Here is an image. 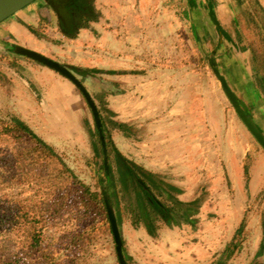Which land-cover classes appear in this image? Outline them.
<instances>
[{
	"label": "rangeland",
	"instance_id": "374dc122",
	"mask_svg": "<svg viewBox=\"0 0 264 264\" xmlns=\"http://www.w3.org/2000/svg\"><path fill=\"white\" fill-rule=\"evenodd\" d=\"M159 1L160 10L174 13L172 23L182 29H176L173 40L158 31L154 11L142 12L150 27L134 36L140 51L135 55L130 45L127 57L122 55L124 34L106 28L102 0L93 2L96 17L71 37L61 34V24L45 0L15 15L23 23L17 25L12 17L0 24V202H6L0 211L11 200L27 203L28 210L40 207L39 202L47 209L52 197L66 195L61 199L64 207L59 214L49 213L54 219L41 234L49 258L56 264H119L109 225L89 241L78 237L95 219L80 203L85 201L80 187L95 193L103 176L95 170L94 156L104 157L92 110L68 80L19 51L28 50L62 66L86 92L100 123L106 172L116 176L127 166L140 178L137 186L118 185L113 218L125 264H216L230 244L225 264H264V150L239 120L219 82L224 80L264 136L263 95L249 49L261 46L264 0ZM183 11L191 20L180 18ZM134 13H139L138 6L126 17L131 23L142 19ZM215 23L222 29L213 37ZM195 24L207 29L205 45L206 37L197 33ZM11 25L19 30L17 38L3 29ZM86 27L92 29L84 36L78 33ZM217 36L228 46L219 45ZM232 48L238 54L237 76L227 63ZM169 52L172 56L166 58ZM72 68L95 74L83 79ZM168 70L169 77L156 73ZM11 120L24 123L52 149L61 163L52 160L47 170L55 172L63 164L75 179L73 185L59 180L53 190L18 178V171L20 177L33 171L22 167L13 147L28 150L31 144L2 132ZM148 179L158 190L148 192L143 183ZM135 194L143 204L136 208L139 213L147 212L146 201L172 210L170 216H153V237L133 225L138 217L129 204ZM10 219L12 223L0 226L4 253L15 264H32L24 248L29 226L14 214Z\"/></svg>",
	"mask_w": 264,
	"mask_h": 264
},
{
	"label": "trees",
	"instance_id": "16d2710c",
	"mask_svg": "<svg viewBox=\"0 0 264 264\" xmlns=\"http://www.w3.org/2000/svg\"><path fill=\"white\" fill-rule=\"evenodd\" d=\"M82 16H84L85 20L82 19L79 28L85 26L86 22H88L92 18L87 13H83ZM261 26L262 28H260V32L258 33V35H260L261 37V46L256 49L254 48V46H252L249 49L252 56L251 61L257 68V83L261 89L264 103V19L261 20ZM71 70L83 79L91 78L95 74L90 70H78L77 68H72ZM82 73L85 74V76H82ZM2 132L6 134L13 133L15 135L16 141H19L20 144H24V141L31 144L28 150H26L25 148H15L17 147V145L13 147V152L16 154L17 159L19 158L21 160L22 167L30 166L31 170L33 171H30L29 177H20V172L18 171L17 175L19 179L28 178L30 182L34 183V185L37 187L48 184L49 189L53 190H55L54 187H56V183H58L59 180L60 182L65 180L70 182L72 185L74 184L75 179L73 178L71 173L63 166V164H59L61 167L55 172L47 170L46 165L52 160H56L59 163L61 162L52 152V149L49 148L44 142L39 140L26 127L24 123L18 120H11L10 122H8V124H5ZM102 162L103 159L101 155L99 156L97 153V155L94 156V164L96 167L95 170H102L103 172L102 178H98L97 192L90 193L88 188H85L83 186L80 187V190L82 192L80 196L85 199V201H80L82 207L84 206V209H86L87 211L90 210V213H93L95 215V219L90 222L89 226H86L84 232L78 235V237H80L81 240L84 241L91 240L93 237L92 235H95V233L97 231H100L101 229H106L108 225L110 228V219L115 217V206L117 205V200L119 202L118 185H125L128 182L129 184L133 183L136 185L137 180L140 179L139 176L127 166H124L125 168L122 169L121 172L117 173L116 176H112L111 173L103 171ZM118 162H120L119 165H123V162L119 157ZM3 165L6 166V162ZM143 183L146 184L145 186H148V192L149 190H158L156 185H154L149 179L148 181H143ZM39 194V190L36 191V196ZM57 196H54L50 199L47 209L43 207V203L39 202L40 207L36 206L31 210H28L27 203L24 205V202H22L21 205L18 202L11 200L10 202H7V205L9 207L3 206L2 210L0 211V226H2L3 224H6L7 226V223H12L10 221L11 214L17 216L18 219H25V223L23 222V224H26L25 226H29V229H26V237H28L29 241L25 243L24 248H27L26 251H28L31 255L30 263L32 264H43V262L56 264L54 263V260L52 258H49L48 252L43 249V237L41 234L45 229L46 223H49L54 219L52 214L49 213L54 212L56 214H59L60 210L65 205L61 199L66 198L67 196H62V194ZM40 199L41 201H43L42 198ZM139 199L140 197L135 194L133 202L129 204L133 208L132 212L137 213L136 216L138 217L136 218V220H134L133 225L136 227H143L146 232L153 237L155 231V219H153V216H157L159 214L170 216L172 210L168 208L162 211L156 208V206L151 202H145L144 200H142L145 202L144 204L146 206L145 209L147 208V212L141 210V212L139 213L138 209L136 210V208L141 206L142 204L140 201L141 199ZM60 200L61 202L59 203ZM25 202H27V200H25ZM2 204H6V202H0V205ZM71 205L75 207L76 202L71 203ZM18 226L22 229L21 225ZM231 246L232 244H230V246H228L227 249L220 255L219 261L216 264H225L226 259L229 258L226 257V254L228 253ZM4 251H6V247L2 243H0V264H15L14 259L9 254L5 255ZM229 253L230 254L228 256L231 255V252Z\"/></svg>",
	"mask_w": 264,
	"mask_h": 264
},
{
	"label": "crops",
	"instance_id": "0c3cea01",
	"mask_svg": "<svg viewBox=\"0 0 264 264\" xmlns=\"http://www.w3.org/2000/svg\"><path fill=\"white\" fill-rule=\"evenodd\" d=\"M187 1H191V0H187ZM93 2L96 3V4L98 3V2H96V0H94ZM93 2H91L89 4L90 9L92 11H93V8H94L93 7V5H94ZM102 3L107 8L106 15H107L109 23H108V26H106V28L108 27L107 29H112L114 31L119 30L120 32H122V34H124L125 37H127V38L124 37L122 42H121L122 43L121 45L123 47H125V48L124 49L120 48V51H119V53L121 54V52H122L121 49H123L122 55L125 56V57L129 56L127 54V52H126V48L129 47L130 45H133L136 48L135 51L133 52V53H135V55L137 53H139V51H140L139 45H138L139 43L134 42L135 40H137L136 37H134V36L139 35L142 32V30L148 29L150 27V23L146 19L143 18L144 11L147 12V11L151 10V11H154L157 14V16H156L157 17L156 25H158V24L161 25L160 28L158 29V31L159 32L165 31L167 33V35H170L171 39H173V35L175 34V31H178L176 29H178V28L180 30L182 29L180 26H178V24L172 23V21H176V19H175L176 16H175L174 13H173V15H170L167 11L165 12L163 8H161V10H160V4L161 3H160L159 0H102ZM117 4L119 5V6H117L118 8L115 7V5H117ZM50 6L52 7V5H50ZM137 6L139 7V13H134V15L137 18L138 14H140L142 19H140V20L138 19V22L135 21V22L131 23L130 21H128L126 19V17L129 16L131 11H132V9L134 7H137ZM195 13H197V12H195ZM219 13H220V10L215 12L216 15H219ZM30 15L31 14H29V17H30ZM181 15H182V17H180V18L184 19V22H186L187 20H191L188 13H185L183 11ZM216 15H215V18L217 20L219 19L218 21H220V18H218ZM13 19L16 22L17 25L23 23L22 19H18L15 16L13 17ZM184 22H183V24H184ZM215 24L216 25H214V27H212V33H210L211 36H213V37L216 36L217 30H219V29L221 30L222 29V26L218 25V27H217V23H215ZM90 26L93 27L94 24L90 25ZM196 26H197V29L196 28L195 29H196L197 33H202L200 35H204L206 37L205 40H204V45H205L206 40H207V36H208L207 29H206V27H204V25L201 26V24H198ZM188 27H189V29H191L190 26H188ZM3 29L6 30L5 32H8V34H10L11 36L13 35L14 37L17 38L16 33L19 30L15 26H12V25L11 26H5V28H3ZM91 29L92 28H89V27L84 29V30L80 29L78 31V33L84 36L86 34V32L91 30ZM213 34H215V36ZM219 35H220V33H219ZM217 43L219 45H222V46H228L227 40L221 39L220 37H218ZM175 45H177V44H175ZM172 46H174V44H172ZM106 49L107 50L109 49V51H110L112 48L110 46L109 47L107 46ZM104 51H105V48H104ZM109 51L107 53L110 54L111 52H109ZM169 55L172 56V53H170V52H169V54L166 53V58H168ZM229 56H231L230 57L231 59L227 62V59L229 58ZM229 56H227L226 62L229 65H232V66H230V67H232L231 70H233L235 72V73H233V76H237L238 74L240 75V69H239V67L237 65L238 64V60H236L238 58V54H235V50L233 48H232L231 53H230ZM40 73L42 74V73H44V71H41ZM156 73H158L159 75H163V73H164V75H167V77H169V75L172 74V72L170 70L165 71V72L158 71ZM162 77H164V76H162ZM247 82L249 83L248 80H247ZM157 85L158 84H156L155 87H158ZM247 85H249V84H247Z\"/></svg>",
	"mask_w": 264,
	"mask_h": 264
},
{
	"label": "water",
	"instance_id": "95a60500",
	"mask_svg": "<svg viewBox=\"0 0 264 264\" xmlns=\"http://www.w3.org/2000/svg\"><path fill=\"white\" fill-rule=\"evenodd\" d=\"M38 0H0V24L8 20L9 18L14 17L17 13L22 11L23 9L27 8L31 4L35 3ZM53 10L55 13H57V16L59 19L63 20L68 24L70 22V17L67 15L64 9H56L53 7ZM210 15L212 16V11L209 6ZM20 54L24 55L26 58H29L30 60L35 61L39 65H42L46 67L47 69L57 73L61 77L68 80L75 88H77L81 94L84 96L85 100L87 101L90 109L92 110L95 126L97 129V132L99 134L102 150H103V157H104V169L105 172L107 171V160L105 156L104 151V144L101 137V130H100V123L98 121L97 113L92 105V103L89 101L88 96L84 89L81 87L79 82L74 78L73 75H71L67 70H65L62 66L59 64L50 61L40 55L19 50ZM220 86L226 96V98L229 100L230 104L232 105L236 115L238 116L239 120L242 122V124L245 126V128L248 130L250 135L256 140V142L260 145V147L264 150V136L262 133L255 127L253 124L252 119L247 116L244 113V107L242 105H239L237 102L236 97L230 92V90L227 88L224 80L220 79ZM142 186V184H140ZM143 187V186H142ZM110 229L113 237V241L115 244V253L119 264H125L122 254H121V242L119 238V234L117 232V227L114 218L110 219Z\"/></svg>",
	"mask_w": 264,
	"mask_h": 264
},
{
	"label": "flooded vegetation",
	"instance_id": "af4514ba",
	"mask_svg": "<svg viewBox=\"0 0 264 264\" xmlns=\"http://www.w3.org/2000/svg\"><path fill=\"white\" fill-rule=\"evenodd\" d=\"M93 1L94 0H45L46 3L52 5V10L53 7L59 10L64 9L67 15L70 17V22L66 24L65 21L58 18L57 13H55V11L53 10L58 21L61 24V34L68 37H71L78 30L79 25L82 21L83 13H87L90 17H96L95 13L90 9L89 6V4ZM152 204H155L158 208L161 209V207L158 206L155 201H153Z\"/></svg>",
	"mask_w": 264,
	"mask_h": 264
}]
</instances>
